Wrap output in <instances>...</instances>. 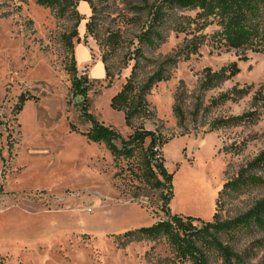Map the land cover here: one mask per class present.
I'll use <instances>...</instances> for the list:
<instances>
[{"label":"rangeland","instance_id":"rangeland-1","mask_svg":"<svg viewBox=\"0 0 264 264\" xmlns=\"http://www.w3.org/2000/svg\"><path fill=\"white\" fill-rule=\"evenodd\" d=\"M91 1L95 12L91 9L80 23V42L93 59H106L110 77L105 69L103 79H94L92 65H77L78 76L89 80L85 104L94 119L127 139L134 129L125 125L123 113L110 108V101L138 61L139 38L156 0H148L149 5L145 0ZM91 20L92 34L86 28ZM74 24L72 15L62 16L57 7L44 8L35 0H0V264H173V249L164 238L119 245L118 237L125 232L167 218L160 210L159 192L136 190L115 178L127 161L115 160L105 143L90 142L85 135L92 124L82 114L83 98L74 94L70 72L68 35ZM166 35L158 49L144 51L150 62L139 58L141 79L185 38L168 29ZM113 39L119 40L115 50L109 45ZM73 43L75 47L77 40ZM247 56V61H239L240 52L203 47L201 56L180 62L167 82L153 88L148 100L158 120L135 123V128L143 124L171 139L162 154L174 175L172 214L211 222L217 212L222 220H230L264 196V187L249 188L222 197L216 205L224 183L264 150V112L253 125L215 132H209V125L217 117L251 110V96L192 115L198 80L207 67L216 71L238 62L241 73L204 95L202 109L235 85H254L255 92L264 83V55ZM180 93L185 130L178 127L173 112ZM22 95L33 99L18 112ZM137 191L141 196L134 198ZM220 238L237 254L249 250L243 264H264V233ZM209 260L226 264L215 251H210Z\"/></svg>","mask_w":264,"mask_h":264},{"label":"trees","instance_id":"trees-1","mask_svg":"<svg viewBox=\"0 0 264 264\" xmlns=\"http://www.w3.org/2000/svg\"><path fill=\"white\" fill-rule=\"evenodd\" d=\"M80 2H87L93 13L94 5L91 0H35L44 8H59L62 16L71 14L75 21L73 31L68 35L71 50V74L73 91L76 96L83 98L82 114L92 124L85 135L90 142L105 143L115 160L127 161L125 169L115 174L128 187L136 190L151 189L159 192L161 212L166 220H161L148 227L130 230L119 236V245L124 246L134 241H156L164 238L173 249V264H211L210 251L217 252L226 264H243L245 254H237L230 244H225L221 234H252L255 231L264 233V196L244 214L230 220H222L217 212L211 222L199 218L184 217L172 214L170 202L173 198V173L165 165L162 149L171 139L166 138L159 130L146 129L143 124L135 128V123H145L158 120L157 113L151 106L148 97L153 88L171 77V70L180 62L189 61L194 56H201L203 47H210L220 53L231 51L240 52L243 57L239 61H247L248 53L264 55V0H156L150 10V20L139 38L136 50L137 62L133 65L131 74L119 92L110 101V108L123 113L125 125L134 129L127 139L116 130L99 123L89 113L85 102L89 91V80L86 75L78 76L75 59L74 43H80L78 27L85 17L77 11ZM149 5L148 0L144 1ZM91 21L86 24L90 34L93 33ZM216 28L209 33L208 29ZM184 35L183 42L173 54L156 65V69L146 78L141 79V61L150 62L144 51L156 50L166 43V30ZM112 50L119 45L118 39L109 44ZM110 77L106 59H102ZM241 73L238 62L224 66L219 70L210 67L202 71L198 80V96L192 115L196 118L201 112L209 113L213 109L227 104H238L251 96V110L241 115L217 117L210 122L209 132L223 128L253 125L259 122L264 112V83L254 92V85H235L232 89L220 92L212 97L209 104L202 109V99L207 93L221 88ZM111 83V82H110ZM110 86V85H109ZM183 94L180 93L173 108L178 127L185 130L186 116L182 108ZM33 98L22 95L17 105L20 112L23 105ZM120 142V146L117 144ZM264 150L243 166L236 177L224 183L216 205L220 199L232 193H242L249 188L264 187ZM138 184V185H136ZM139 198L140 193L132 195ZM201 222L202 226L194 225ZM257 246L263 241L257 240Z\"/></svg>","mask_w":264,"mask_h":264},{"label":"crops","instance_id":"crops-1","mask_svg":"<svg viewBox=\"0 0 264 264\" xmlns=\"http://www.w3.org/2000/svg\"><path fill=\"white\" fill-rule=\"evenodd\" d=\"M78 9L80 15L85 17V19L91 15V8L87 2H80L78 5ZM74 51L77 65H79L81 68L92 65L91 74L94 79L98 80L105 77V65L102 59H93L91 52L83 42L77 43L75 45Z\"/></svg>","mask_w":264,"mask_h":264}]
</instances>
